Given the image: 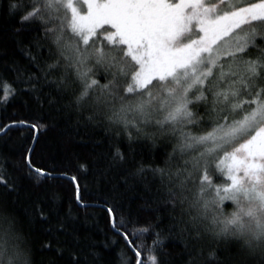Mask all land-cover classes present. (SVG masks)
<instances>
[{"label":"snow or ice","instance_id":"6c2138e0","mask_svg":"<svg viewBox=\"0 0 264 264\" xmlns=\"http://www.w3.org/2000/svg\"><path fill=\"white\" fill-rule=\"evenodd\" d=\"M0 18L27 61L14 81L0 76V100L22 90L47 105L52 127L105 125L126 133L130 152L135 143L160 149L153 163L110 177L128 160L112 145L98 175L111 185L99 206L133 253L116 252L115 264H177L173 241L179 264H264V0H0ZM41 119L18 123L48 126ZM32 141L20 155L40 187L54 169L34 164ZM137 183L143 219L123 208ZM0 187V264H34L25 224L65 237L45 244L50 264H110L108 245L82 240L55 196L48 204L28 192L22 215L26 190L4 168Z\"/></svg>","mask_w":264,"mask_h":264},{"label":"trees","instance_id":"16d2710c","mask_svg":"<svg viewBox=\"0 0 264 264\" xmlns=\"http://www.w3.org/2000/svg\"><path fill=\"white\" fill-rule=\"evenodd\" d=\"M13 31L4 23L3 18H0V76L10 81L15 80V67L27 65ZM38 116H42L41 124L48 126L29 128L27 123H18L21 120L34 121ZM74 123H66L60 119L56 127L50 126L47 105L41 109L33 96L22 90L7 102L0 100V126L11 125L7 136L0 134V152L8 158L6 161H0V168L5 169L9 182L15 181L19 188L26 190L21 193L22 215L24 209L31 210L28 192L39 194L48 204L53 202L55 196L61 216L71 210V223L77 228L80 238L83 240L89 237L100 248L107 244L108 251L112 253L107 259L110 264H115L116 252L122 251L129 256L133 253L120 236L113 234L107 214L99 206L109 193L111 185L103 179H98V175L107 167L108 153L112 145L120 144L122 150L128 154V160L117 170L111 171L110 177H119L121 173L131 171L136 163L141 161L146 165L153 163L154 152H159L160 149L150 152L142 143H135L134 151L130 152L129 141L123 131L118 133L115 128L105 125L85 126L83 123L77 127ZM33 137L39 138L36 152L32 156L34 164L44 169H54L53 176L45 180L40 187H35L27 177L20 155L26 146L32 144ZM5 143L7 148L4 147ZM158 159L159 157L157 162ZM79 162H86L89 171H80ZM74 176L78 178L84 203L89 205L86 209L78 206L75 199V181L71 179ZM121 190L123 191V188ZM3 191L0 187V193ZM143 195L144 189L138 183L125 193L123 208L126 214L131 212L133 216L141 215L143 219L142 213L138 211L141 209ZM25 235L31 245L34 264H50L54 256L52 252L45 250V244L51 241L55 248L57 242L63 243L65 239L62 235H48L45 228L39 224H25ZM130 239L134 237L130 236ZM173 245L168 251L179 264L182 245L179 241H173ZM60 264H67V257L60 261Z\"/></svg>","mask_w":264,"mask_h":264}]
</instances>
